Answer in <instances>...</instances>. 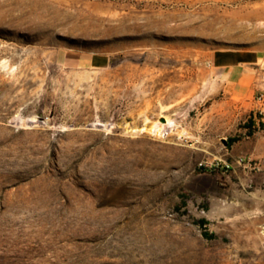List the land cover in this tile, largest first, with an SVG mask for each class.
<instances>
[{
	"label": "rangeland",
	"instance_id": "374dc122",
	"mask_svg": "<svg viewBox=\"0 0 264 264\" xmlns=\"http://www.w3.org/2000/svg\"><path fill=\"white\" fill-rule=\"evenodd\" d=\"M261 74L264 0H0V264H264Z\"/></svg>",
	"mask_w": 264,
	"mask_h": 264
},
{
	"label": "crops",
	"instance_id": "0c3cea01",
	"mask_svg": "<svg viewBox=\"0 0 264 264\" xmlns=\"http://www.w3.org/2000/svg\"><path fill=\"white\" fill-rule=\"evenodd\" d=\"M256 60L257 59L251 54L216 53L210 59V66L214 68L220 77H223L227 82H229V79L233 75L235 69H237L240 65L254 64L256 63ZM258 77L259 79H257L254 87L261 93V96L264 97V82H262L263 75L261 74ZM254 79L256 80V78L252 79L251 76L247 75L243 76L240 82L251 83Z\"/></svg>",
	"mask_w": 264,
	"mask_h": 264
},
{
	"label": "bare ground",
	"instance_id": "6f19581e",
	"mask_svg": "<svg viewBox=\"0 0 264 264\" xmlns=\"http://www.w3.org/2000/svg\"><path fill=\"white\" fill-rule=\"evenodd\" d=\"M166 127H173L174 130L175 128H179L178 126H176L171 120L169 119H165V122L164 123H161L159 121L147 126V128L145 130H149L150 132H156L158 134H162L164 128ZM180 134H183V130H178Z\"/></svg>",
	"mask_w": 264,
	"mask_h": 264
},
{
	"label": "trees",
	"instance_id": "16d2710c",
	"mask_svg": "<svg viewBox=\"0 0 264 264\" xmlns=\"http://www.w3.org/2000/svg\"><path fill=\"white\" fill-rule=\"evenodd\" d=\"M254 125V120H253V118H251L250 119V121H249V127H252ZM238 141V139L237 138H233V139H231L230 141H229V143L227 144V146H230L231 144H233V143H235V142H237ZM185 200V198H183L182 199V201H184ZM184 203V202H183Z\"/></svg>",
	"mask_w": 264,
	"mask_h": 264
},
{
	"label": "built area",
	"instance_id": "2783aa9c",
	"mask_svg": "<svg viewBox=\"0 0 264 264\" xmlns=\"http://www.w3.org/2000/svg\"><path fill=\"white\" fill-rule=\"evenodd\" d=\"M260 101L262 100V98L259 99ZM200 167H202V164L200 165ZM172 217V215H170Z\"/></svg>",
	"mask_w": 264,
	"mask_h": 264
},
{
	"label": "water",
	"instance_id": "95a60500",
	"mask_svg": "<svg viewBox=\"0 0 264 264\" xmlns=\"http://www.w3.org/2000/svg\"><path fill=\"white\" fill-rule=\"evenodd\" d=\"M162 122L164 123V122H165V120L163 119V120H162Z\"/></svg>",
	"mask_w": 264,
	"mask_h": 264
}]
</instances>
